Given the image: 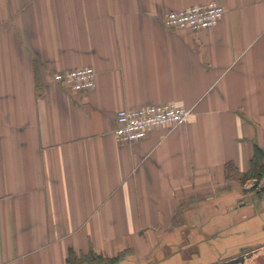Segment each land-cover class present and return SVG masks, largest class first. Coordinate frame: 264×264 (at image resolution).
I'll list each match as a JSON object with an SVG mask.
<instances>
[{"label":"crops","instance_id":"1","mask_svg":"<svg viewBox=\"0 0 264 264\" xmlns=\"http://www.w3.org/2000/svg\"><path fill=\"white\" fill-rule=\"evenodd\" d=\"M210 1L226 9L214 27H165ZM81 67L90 91L53 79ZM169 102L188 118L117 141L119 110ZM260 155L264 0H0V264L255 256Z\"/></svg>","mask_w":264,"mask_h":264},{"label":"built area","instance_id":"2","mask_svg":"<svg viewBox=\"0 0 264 264\" xmlns=\"http://www.w3.org/2000/svg\"><path fill=\"white\" fill-rule=\"evenodd\" d=\"M225 11V7L217 1L191 5L167 13L164 24L169 30H207L220 21ZM96 74L92 67H81L57 72L53 79L73 91L87 92L95 87ZM189 114L186 107L174 102L121 109L116 115V139L121 143L141 141L153 129L176 125L186 120Z\"/></svg>","mask_w":264,"mask_h":264},{"label":"rangeland","instance_id":"3","mask_svg":"<svg viewBox=\"0 0 264 264\" xmlns=\"http://www.w3.org/2000/svg\"><path fill=\"white\" fill-rule=\"evenodd\" d=\"M262 172L264 173V169L262 170ZM237 177L239 178L240 176L238 175ZM255 178H257V177H255ZM261 178L258 177L259 180ZM239 179H241V181H243V182L250 180L251 183H253V178L247 177L246 175L241 176ZM242 264H264V250H262L261 252H259L255 256H248V259L246 261H244Z\"/></svg>","mask_w":264,"mask_h":264},{"label":"trees","instance_id":"4","mask_svg":"<svg viewBox=\"0 0 264 264\" xmlns=\"http://www.w3.org/2000/svg\"><path fill=\"white\" fill-rule=\"evenodd\" d=\"M263 169H264V156L262 158V155H260V156H257L256 159L254 160V168H253L252 173L249 174V176L252 174V176L250 177H257L258 179V177H261L263 175V172H262Z\"/></svg>","mask_w":264,"mask_h":264},{"label":"water","instance_id":"5","mask_svg":"<svg viewBox=\"0 0 264 264\" xmlns=\"http://www.w3.org/2000/svg\"><path fill=\"white\" fill-rule=\"evenodd\" d=\"M249 255H241L228 261H224L218 264H242Z\"/></svg>","mask_w":264,"mask_h":264},{"label":"flooded vegetation","instance_id":"6","mask_svg":"<svg viewBox=\"0 0 264 264\" xmlns=\"http://www.w3.org/2000/svg\"><path fill=\"white\" fill-rule=\"evenodd\" d=\"M246 260V259H245Z\"/></svg>","mask_w":264,"mask_h":264}]
</instances>
